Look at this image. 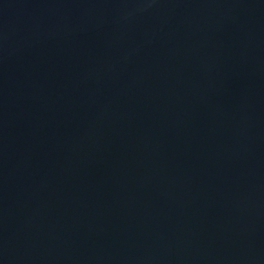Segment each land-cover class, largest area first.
<instances>
[{
	"label": "water",
	"instance_id": "1",
	"mask_svg": "<svg viewBox=\"0 0 264 264\" xmlns=\"http://www.w3.org/2000/svg\"><path fill=\"white\" fill-rule=\"evenodd\" d=\"M0 264H264V0H0Z\"/></svg>",
	"mask_w": 264,
	"mask_h": 264
}]
</instances>
